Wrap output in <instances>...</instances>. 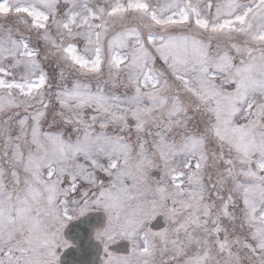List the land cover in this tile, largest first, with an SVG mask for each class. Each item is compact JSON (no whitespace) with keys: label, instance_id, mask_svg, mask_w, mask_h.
Returning <instances> with one entry per match:
<instances>
[{"label":"snow or ice","instance_id":"obj_1","mask_svg":"<svg viewBox=\"0 0 264 264\" xmlns=\"http://www.w3.org/2000/svg\"><path fill=\"white\" fill-rule=\"evenodd\" d=\"M90 211L101 264H264V0H0V264Z\"/></svg>","mask_w":264,"mask_h":264},{"label":"water","instance_id":"obj_2","mask_svg":"<svg viewBox=\"0 0 264 264\" xmlns=\"http://www.w3.org/2000/svg\"><path fill=\"white\" fill-rule=\"evenodd\" d=\"M153 175L158 177L159 174L153 172ZM92 215L90 214L85 218L74 221L70 225L67 235L75 242V246L63 252L59 264H98L100 251L98 250L97 242L92 238L91 234L95 218L97 217L98 223L102 221V216L92 217ZM162 226L163 218L158 217L153 222V227Z\"/></svg>","mask_w":264,"mask_h":264},{"label":"flooded vegetation","instance_id":"obj_3","mask_svg":"<svg viewBox=\"0 0 264 264\" xmlns=\"http://www.w3.org/2000/svg\"><path fill=\"white\" fill-rule=\"evenodd\" d=\"M90 214H93L92 217H96V216H98V215L102 216V221H101V222H98V223H97V217L95 218L94 223H93L94 226L92 227V234H91L92 237H93V239L97 242V244H98V249H99L100 252H101L100 260H99V263H98V264H101V258H102V256L104 255V253H103V250H102V246H101V244L99 243V241H97V240L95 239V231H96L97 229H101V228L105 225L106 217H105V214L103 213V211H90V212H88L86 215H84V216H82V217H80V218H78V219H76V220L71 221V222L68 224V226L66 227V229L64 230V236H65V238H66L68 241L71 242V245H72L71 247L75 246V242H74L70 237H68V235H67V230L69 229L70 225H71L74 221H78V220H80V219H82V218H85V217H87V216L90 215ZM69 248H70V247H69ZM69 248H67V249H69ZM67 249H64V250H58V251L60 252V258H61V256H62L63 252H64L65 250H67ZM128 249H129V243H128L127 241H120L119 243L110 246V250L113 251V252H115L116 254H126V253L128 252Z\"/></svg>","mask_w":264,"mask_h":264}]
</instances>
